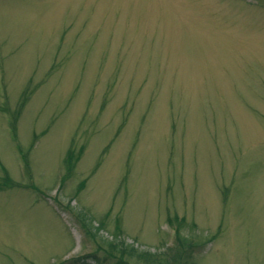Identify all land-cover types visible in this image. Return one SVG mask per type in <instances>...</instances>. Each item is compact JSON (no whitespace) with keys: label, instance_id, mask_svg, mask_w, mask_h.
<instances>
[{"label":"rangeland","instance_id":"374dc122","mask_svg":"<svg viewBox=\"0 0 264 264\" xmlns=\"http://www.w3.org/2000/svg\"><path fill=\"white\" fill-rule=\"evenodd\" d=\"M0 264H264V0H0Z\"/></svg>","mask_w":264,"mask_h":264}]
</instances>
